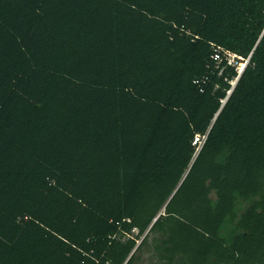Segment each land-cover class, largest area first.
<instances>
[{
	"label": "trees",
	"instance_id": "obj_1",
	"mask_svg": "<svg viewBox=\"0 0 264 264\" xmlns=\"http://www.w3.org/2000/svg\"><path fill=\"white\" fill-rule=\"evenodd\" d=\"M150 250L264 264V0H0V264Z\"/></svg>",
	"mask_w": 264,
	"mask_h": 264
},
{
	"label": "built area",
	"instance_id": "obj_2",
	"mask_svg": "<svg viewBox=\"0 0 264 264\" xmlns=\"http://www.w3.org/2000/svg\"><path fill=\"white\" fill-rule=\"evenodd\" d=\"M235 59H239L241 61V63L236 65ZM211 63L206 67L207 69L209 68H214V69H219V67L221 66V64L225 61L227 66H234L236 65V71L238 74V77L241 75V73L243 72L244 68L247 66L249 59L247 60H243L239 57H236V55L221 49L220 47H215L213 46V54L210 57ZM238 77L236 79H234V83L232 85V88L235 86ZM202 83H204V80L201 81ZM195 84L199 85V81H195ZM203 89L200 88V92H202ZM228 94H230L228 92ZM205 141V137L201 138V141L199 142L200 146L204 143Z\"/></svg>",
	"mask_w": 264,
	"mask_h": 264
},
{
	"label": "rangeland",
	"instance_id": "obj_3",
	"mask_svg": "<svg viewBox=\"0 0 264 264\" xmlns=\"http://www.w3.org/2000/svg\"><path fill=\"white\" fill-rule=\"evenodd\" d=\"M233 83H234V81L232 82V84ZM146 233L144 235H146ZM136 234H137V231H134V235H136ZM144 235H143V237H144ZM154 238L158 239L159 235L158 236L150 235L149 236V243H151V240ZM137 264H159V261H158L156 254L152 250H150V251H144L141 254V260Z\"/></svg>",
	"mask_w": 264,
	"mask_h": 264
},
{
	"label": "water",
	"instance_id": "obj_4",
	"mask_svg": "<svg viewBox=\"0 0 264 264\" xmlns=\"http://www.w3.org/2000/svg\"><path fill=\"white\" fill-rule=\"evenodd\" d=\"M154 221H155V220H154ZM150 227H151V226H150ZM150 227H149V229H150ZM149 229H148V230H149ZM147 232H148V231H147Z\"/></svg>",
	"mask_w": 264,
	"mask_h": 264
}]
</instances>
